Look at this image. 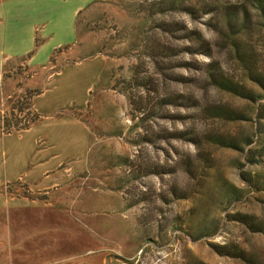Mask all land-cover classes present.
<instances>
[{"label":"rangeland","instance_id":"rangeland-1","mask_svg":"<svg viewBox=\"0 0 264 264\" xmlns=\"http://www.w3.org/2000/svg\"><path fill=\"white\" fill-rule=\"evenodd\" d=\"M249 1L53 0L65 28L38 27L32 53L0 73V117L18 97L33 105L69 65L96 70L88 105L57 112L89 126V152L65 193L66 227L30 244L19 222L0 264H264V229L251 227L264 228V90L214 9ZM251 9L240 37L264 73V25ZM57 40L46 63L28 62ZM220 76L255 100L220 89Z\"/></svg>","mask_w":264,"mask_h":264},{"label":"crops","instance_id":"crops-1","mask_svg":"<svg viewBox=\"0 0 264 264\" xmlns=\"http://www.w3.org/2000/svg\"><path fill=\"white\" fill-rule=\"evenodd\" d=\"M60 8L57 10L53 0L0 2V73L16 67L21 58L32 53L38 27L49 24L56 33L63 31L65 24L60 20L67 9ZM73 21L74 17H69L67 22L71 25ZM60 44L57 40L43 45L28 62L46 63ZM96 81V70L67 66L51 79L50 87L34 97L33 109L41 118L30 128L0 134V252L15 241L19 222H23L20 225L30 244L39 236L42 242L48 241L44 236L54 227H66V212L61 207L77 169L88 156L91 134L89 126L76 115L57 112L68 105L87 106ZM3 101L0 91V105ZM17 185L45 196L36 199L15 194L12 189Z\"/></svg>","mask_w":264,"mask_h":264},{"label":"trees","instance_id":"trees-1","mask_svg":"<svg viewBox=\"0 0 264 264\" xmlns=\"http://www.w3.org/2000/svg\"><path fill=\"white\" fill-rule=\"evenodd\" d=\"M251 6L256 8V11L258 15H260L264 25V0H250L249 2L242 3L241 5H231L227 8L219 7L214 9H218L220 12V25L224 30H226L225 36L229 46L234 50L237 56H240L243 67L250 75V78L256 85L260 86L264 90V73H260L257 68V63L253 58L254 54L251 44L248 40L240 37V34L244 30H248L252 27L253 21L255 20L254 12L251 9ZM220 77L221 79L214 78L220 89L227 90L230 93L244 98L255 100V91L252 87L225 76ZM36 92L41 93L40 91ZM32 98V96H21L13 100L14 104L11 111L12 117H6L4 120L0 117V134L12 133L14 131L30 128L41 118L39 113L32 111ZM26 110H28V112H26ZM223 113H225V111H223ZM227 113L228 112L225 114ZM261 117H264V115L262 114ZM226 145L238 147L236 144L229 143ZM251 225V227L255 230L264 229L259 224L256 226V224L252 223Z\"/></svg>","mask_w":264,"mask_h":264}]
</instances>
